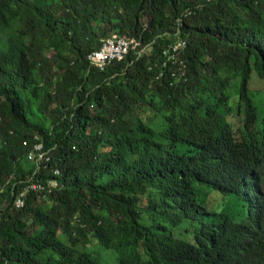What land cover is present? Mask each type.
I'll return each instance as SVG.
<instances>
[{
    "label": "trees",
    "instance_id": "trees-1",
    "mask_svg": "<svg viewBox=\"0 0 264 264\" xmlns=\"http://www.w3.org/2000/svg\"><path fill=\"white\" fill-rule=\"evenodd\" d=\"M112 34L132 43L101 70ZM255 77L264 0H0V264H264V198L218 200L262 188ZM32 174L59 185L17 207Z\"/></svg>",
    "mask_w": 264,
    "mask_h": 264
},
{
    "label": "built area",
    "instance_id": "built-area-1",
    "mask_svg": "<svg viewBox=\"0 0 264 264\" xmlns=\"http://www.w3.org/2000/svg\"><path fill=\"white\" fill-rule=\"evenodd\" d=\"M180 34V30L177 31ZM132 41L127 37H120L117 34H112L110 37L102 39V45L91 51L88 54V58L93 66L99 67L104 70L108 64L114 60L122 59L124 55L129 51ZM187 47V39L183 37H177V39L168 45L163 50V66H171L170 75L176 80L185 79L187 75V66L185 63V53ZM170 63V65H168ZM162 75V74H161ZM37 151L42 149V144L35 146ZM45 153L40 152L38 160L44 157ZM30 159L36 158L35 152H30ZM59 181L57 179L43 181H30L22 192L16 198L15 204L17 207L24 205V196L29 190H35L37 192L45 191L51 192L54 188H57Z\"/></svg>",
    "mask_w": 264,
    "mask_h": 264
},
{
    "label": "clouds",
    "instance_id": "clouds-1",
    "mask_svg": "<svg viewBox=\"0 0 264 264\" xmlns=\"http://www.w3.org/2000/svg\"><path fill=\"white\" fill-rule=\"evenodd\" d=\"M186 78H187V75H186ZM185 79L183 78V79H180V80H176L174 78V81L175 82H181V81H185ZM240 121H241V118H239V124H240ZM30 152H35L36 153V158L34 160H35L36 165H37L36 171H38L39 168H40L41 162L47 157L48 151H45L43 149V146H42V149L40 151H37L34 148ZM30 152H29V154H30ZM40 152H44L45 155H44V157L42 159L38 160V157H39V153ZM29 154H28V157H29ZM47 159H49V158L47 157L46 160ZM31 160H33V159H31ZM256 172H257V174L259 175L260 178H263L264 179V147L262 148L261 155L259 156V160L257 162ZM30 181H35L34 180V174H32L31 178L25 180V184H23V186L25 187ZM261 185H262V188L260 189L259 194L258 193H249V192H246L245 191V188L246 187L245 188H242L241 190H239L238 192H236V195L241 196L243 198V200H244L243 203L246 204V209H248V207L250 208L251 206H254V203L253 202L255 201V198H256L257 195L259 196L261 194V196L264 198V180H262ZM33 191H35V190H33ZM35 192H37V191H35ZM51 192L41 191V192H37V193L38 194L43 193L42 197H46Z\"/></svg>",
    "mask_w": 264,
    "mask_h": 264
},
{
    "label": "rangeland",
    "instance_id": "rangeland-1",
    "mask_svg": "<svg viewBox=\"0 0 264 264\" xmlns=\"http://www.w3.org/2000/svg\"><path fill=\"white\" fill-rule=\"evenodd\" d=\"M47 54H49V51H47ZM251 86L252 87H255L257 89H262L263 86H264V82L262 80L258 79L257 77H255V78L252 79ZM219 195H220V197L218 196L219 202L220 201L223 202L224 201L223 199L225 197V199L227 200V202L231 201L232 205L235 208L237 207L239 210H240L239 207L244 202L243 198L241 196L236 195V194H229V195H227V194L220 193ZM145 217H147V216L146 215H143V219H145ZM192 226H195V225H192ZM187 238H189V239L191 238L190 233H188ZM90 247L91 248H100V246L97 245V243L91 244Z\"/></svg>",
    "mask_w": 264,
    "mask_h": 264
}]
</instances>
